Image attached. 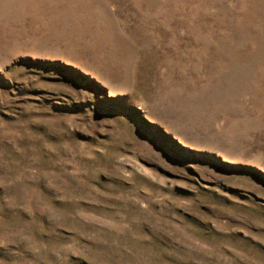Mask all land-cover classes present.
I'll list each match as a JSON object with an SVG mask.
<instances>
[{
    "label": "rangeland",
    "instance_id": "obj_1",
    "mask_svg": "<svg viewBox=\"0 0 264 264\" xmlns=\"http://www.w3.org/2000/svg\"><path fill=\"white\" fill-rule=\"evenodd\" d=\"M0 264H264V0H0Z\"/></svg>",
    "mask_w": 264,
    "mask_h": 264
}]
</instances>
